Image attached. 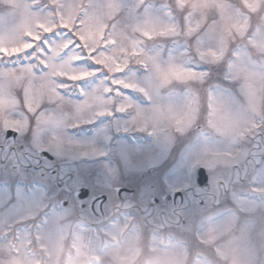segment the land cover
<instances>
[{
    "label": "snow or ice",
    "instance_id": "6c2138e0",
    "mask_svg": "<svg viewBox=\"0 0 264 264\" xmlns=\"http://www.w3.org/2000/svg\"><path fill=\"white\" fill-rule=\"evenodd\" d=\"M0 264H264V0H0Z\"/></svg>",
    "mask_w": 264,
    "mask_h": 264
}]
</instances>
